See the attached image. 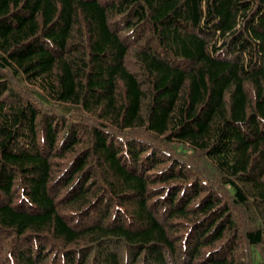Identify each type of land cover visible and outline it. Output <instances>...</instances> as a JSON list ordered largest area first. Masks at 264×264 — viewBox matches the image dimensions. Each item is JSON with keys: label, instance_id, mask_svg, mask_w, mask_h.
Returning a JSON list of instances; mask_svg holds the SVG:
<instances>
[{"label": "trees", "instance_id": "16d2710c", "mask_svg": "<svg viewBox=\"0 0 264 264\" xmlns=\"http://www.w3.org/2000/svg\"><path fill=\"white\" fill-rule=\"evenodd\" d=\"M0 264H264V0H0Z\"/></svg>", "mask_w": 264, "mask_h": 264}]
</instances>
